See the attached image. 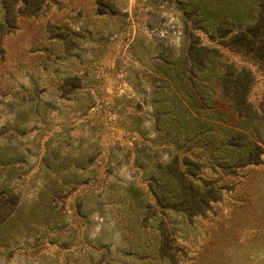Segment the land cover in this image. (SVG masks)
<instances>
[{
  "label": "rangeland",
  "instance_id": "obj_1",
  "mask_svg": "<svg viewBox=\"0 0 264 264\" xmlns=\"http://www.w3.org/2000/svg\"><path fill=\"white\" fill-rule=\"evenodd\" d=\"M49 2L43 15L19 18L1 38L0 148L24 158L13 165L23 168L16 183L28 205L45 181L47 151L58 150L63 170L82 159L90 182L66 199L63 228L42 232L12 257H0V264H152L129 250L115 229L120 215L105 198L112 183L117 189L133 181L146 187L134 159L136 149L150 145L146 138L157 136L150 65L159 45L182 48L181 12L163 0H115V15L104 16L97 14L96 0ZM202 40L213 45L203 34ZM220 49L256 72L250 98L259 105L264 72ZM161 155L168 158L167 151ZM200 176L223 187L222 197L204 216L179 226L172 245L177 264H264V155L257 165L232 173L209 166ZM77 197L85 217L75 208Z\"/></svg>",
  "mask_w": 264,
  "mask_h": 264
},
{
  "label": "trees",
  "instance_id": "obj_2",
  "mask_svg": "<svg viewBox=\"0 0 264 264\" xmlns=\"http://www.w3.org/2000/svg\"><path fill=\"white\" fill-rule=\"evenodd\" d=\"M114 1L96 0L97 14L115 15ZM163 1L181 12L185 39L179 49L156 47L155 62L150 65L157 84L153 92L157 136L146 138L150 145L136 149L134 159L136 173L146 187L133 181L117 189L112 183L105 200L120 215L115 229L129 242L130 251L135 249L152 264H177L172 245L179 226L204 216L222 197L223 187L203 179L201 171L211 166L232 173L260 164L264 155V97L259 105L250 98L256 72L251 66L236 64L220 49L243 55L264 72V0ZM0 4L1 41L16 28L19 18L43 15L50 2L0 0ZM202 34L213 45L204 43ZM163 151L168 152L166 160ZM60 156L52 150L42 158L47 175L28 205L16 183L23 168L13 165L14 160L24 158L0 148V257L10 258L31 245L30 240L44 237L42 232L65 226L61 211L66 199L90 180L82 159L63 170ZM75 208L85 217L87 210L79 197Z\"/></svg>",
  "mask_w": 264,
  "mask_h": 264
}]
</instances>
